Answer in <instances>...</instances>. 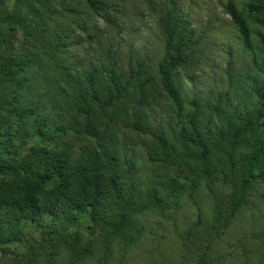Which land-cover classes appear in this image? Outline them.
Returning <instances> with one entry per match:
<instances>
[{
    "label": "trees",
    "instance_id": "1",
    "mask_svg": "<svg viewBox=\"0 0 264 264\" xmlns=\"http://www.w3.org/2000/svg\"><path fill=\"white\" fill-rule=\"evenodd\" d=\"M121 2L0 0V253L13 264H79L97 249L106 264L117 241L135 242L138 216L176 209L185 194L197 216L181 235V264H217L216 243L264 182V0L224 4L256 74L241 86L227 62L235 91L207 99L182 92L206 31L177 0L157 17L155 66L133 55L121 62L110 48L81 62L74 28L88 31L92 15L114 22ZM162 101L167 113L155 122ZM121 126L145 140L144 185ZM202 186L209 219L196 202ZM252 238L264 248V230Z\"/></svg>",
    "mask_w": 264,
    "mask_h": 264
},
{
    "label": "rangeland",
    "instance_id": "2",
    "mask_svg": "<svg viewBox=\"0 0 264 264\" xmlns=\"http://www.w3.org/2000/svg\"><path fill=\"white\" fill-rule=\"evenodd\" d=\"M227 0H177L186 12L191 27L206 31L203 53L198 63L181 74L182 92L191 98L198 95L209 98L218 90H231L227 81L226 68L230 61L233 78L248 87L256 74L251 63V53L242 46L230 16L224 10ZM167 0H122V8L114 14V22L109 23L92 15L90 28L85 31L74 28L79 36L74 41L76 54L81 62L101 59L100 54L110 48L116 58L124 62L128 56H139L155 66L162 55V39L157 26V17ZM239 10L247 0H234ZM78 7L79 3L73 2ZM80 7V6H79ZM88 33L94 36L88 37ZM74 47V48H75ZM72 53V49H71ZM167 103L160 102L155 122L167 113ZM119 141L134 155L137 162V177L140 182H148L152 170L146 164L145 140L129 129L122 127ZM196 202L204 218H210L212 199L202 186L196 193ZM196 204L185 194L176 209H168L164 214L147 210L137 217L134 235L136 240L126 246L117 241L106 264H181L184 247L181 235L195 222ZM82 223H86L83 219ZM140 230V231H137ZM264 230V182L257 183L252 190L251 199L238 212L233 224L225 236L219 240L213 250L217 264H259L264 255V248L252 238L253 233ZM24 245L17 250L23 252ZM102 254L96 250L79 264H101ZM66 262L63 257L57 264ZM0 264H13L12 255L0 253ZM192 264V263H189Z\"/></svg>",
    "mask_w": 264,
    "mask_h": 264
}]
</instances>
